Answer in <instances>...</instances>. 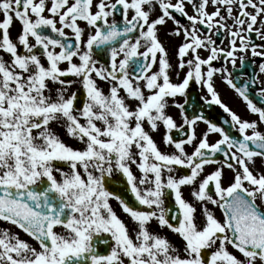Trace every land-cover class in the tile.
<instances>
[{"label":"snow or ice","instance_id":"obj_1","mask_svg":"<svg viewBox=\"0 0 264 264\" xmlns=\"http://www.w3.org/2000/svg\"><path fill=\"white\" fill-rule=\"evenodd\" d=\"M0 264H264V0H0Z\"/></svg>","mask_w":264,"mask_h":264},{"label":"flooded vegetation","instance_id":"obj_2","mask_svg":"<svg viewBox=\"0 0 264 264\" xmlns=\"http://www.w3.org/2000/svg\"><path fill=\"white\" fill-rule=\"evenodd\" d=\"M190 14H192L193 12V9L189 6L187 9H186ZM209 11H211L212 9L209 8L208 9ZM178 15V14H177ZM186 23V21H183ZM229 23H231V21H229ZM168 28H171L172 25H171V22H169ZM20 31V25L17 24V23H14L11 28H10V34H13V35H17L18 32ZM160 37L162 40H164L165 44L166 45H170L171 43H174L175 41H170V39L165 35V30H162L161 33H160ZM215 38V37H214ZM255 39V37H254ZM217 43H220V40L217 38ZM256 43L259 44L260 41L259 40H256ZM228 44V41L225 40L224 41V45L227 46ZM6 57H8L7 55H5ZM9 58V57H8ZM258 62H261V58H256V61H251L249 60L247 62V67L241 71L239 69V67L237 68L236 72L239 74V75H246V74H251L253 72V63H258ZM238 64H239V61H238ZM217 66H219V63L217 62ZM217 90L219 91L221 97H222V100L224 103H226L233 111L237 112L239 115H241L242 118H245V119H249V120H253V119H256L255 116L253 115H250L247 110H246V107H245V104L240 100L239 97L236 96V94L227 87V85L223 84L222 82L220 81H217ZM190 93H191V96H190V101L192 103H190V105H188V112L191 113L192 111V106L195 104V101H196V98H197V94L199 93V86H196L195 87V90L193 89H189ZM202 104V102H201ZM205 115H207L212 121H215L217 123H222L223 119L225 118V115L226 114H223L222 110L218 108V106H213L212 108H209L207 106H204L202 107L201 109ZM169 114H171L174 119L176 120V122L179 124L181 122V117H180V114L178 112V110H176L175 108H170L169 109ZM225 127H227L225 125ZM205 126L203 124H200L199 128L197 129V132H202L204 130ZM163 131V129H161V132ZM154 139L156 140V142L161 146L162 149H164V146L163 144H161V135L160 133H154ZM217 137L216 136H212L211 139L212 140H215ZM166 151H170V149H164ZM192 149L189 148L188 151L190 152ZM259 163V161L257 162ZM182 171H186V170H182ZM138 174V173H137ZM185 196L187 197L188 196V193L187 191H185ZM113 206L114 208H116L117 212L119 214L122 215L123 218L127 219L126 216H124V214L120 213V209L118 208V206L116 205V203L113 201ZM217 215H220V213L217 211ZM15 230V229H13ZM22 237L24 239H29L26 235H23L22 234ZM174 239V237H173Z\"/></svg>","mask_w":264,"mask_h":264},{"label":"rangeland","instance_id":"obj_3","mask_svg":"<svg viewBox=\"0 0 264 264\" xmlns=\"http://www.w3.org/2000/svg\"><path fill=\"white\" fill-rule=\"evenodd\" d=\"M10 35H11V38L15 41L17 35H13V34H10ZM4 59H5V60H8L9 58L6 57V56H4ZM77 88H78V86H77V85H74V86L70 89V91H76ZM68 142H69V143H75L74 141H71V140H69ZM76 146H79V145H76Z\"/></svg>","mask_w":264,"mask_h":264}]
</instances>
